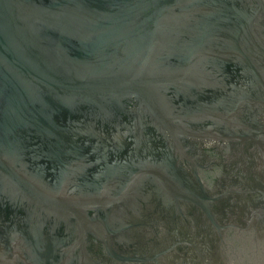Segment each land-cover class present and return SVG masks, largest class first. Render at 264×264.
Segmentation results:
<instances>
[{"label": "water", "instance_id": "95a60500", "mask_svg": "<svg viewBox=\"0 0 264 264\" xmlns=\"http://www.w3.org/2000/svg\"><path fill=\"white\" fill-rule=\"evenodd\" d=\"M0 264H264V0H0Z\"/></svg>", "mask_w": 264, "mask_h": 264}]
</instances>
